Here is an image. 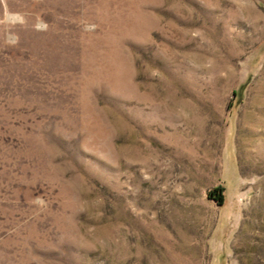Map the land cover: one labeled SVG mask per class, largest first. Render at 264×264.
Segmentation results:
<instances>
[{"label":"rangeland","instance_id":"1","mask_svg":"<svg viewBox=\"0 0 264 264\" xmlns=\"http://www.w3.org/2000/svg\"><path fill=\"white\" fill-rule=\"evenodd\" d=\"M0 264H264V0H0Z\"/></svg>","mask_w":264,"mask_h":264},{"label":"trees","instance_id":"2","mask_svg":"<svg viewBox=\"0 0 264 264\" xmlns=\"http://www.w3.org/2000/svg\"><path fill=\"white\" fill-rule=\"evenodd\" d=\"M218 192V191H217ZM219 192H220V190H219ZM221 200H222V198H221Z\"/></svg>","mask_w":264,"mask_h":264}]
</instances>
